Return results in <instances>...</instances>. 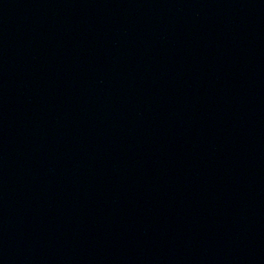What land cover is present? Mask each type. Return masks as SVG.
Here are the masks:
<instances>
[{
	"label": "water",
	"instance_id": "water-1",
	"mask_svg": "<svg viewBox=\"0 0 264 264\" xmlns=\"http://www.w3.org/2000/svg\"><path fill=\"white\" fill-rule=\"evenodd\" d=\"M0 264H264V0H0Z\"/></svg>",
	"mask_w": 264,
	"mask_h": 264
}]
</instances>
